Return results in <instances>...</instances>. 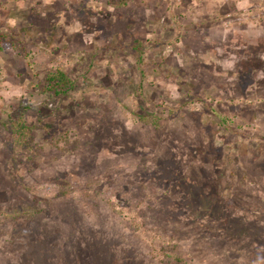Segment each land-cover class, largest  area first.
Here are the masks:
<instances>
[{
	"label": "rangeland",
	"instance_id": "1",
	"mask_svg": "<svg viewBox=\"0 0 264 264\" xmlns=\"http://www.w3.org/2000/svg\"><path fill=\"white\" fill-rule=\"evenodd\" d=\"M237 2L0 0V264H264V3ZM193 178L209 231L173 212Z\"/></svg>",
	"mask_w": 264,
	"mask_h": 264
},
{
	"label": "trees",
	"instance_id": "2",
	"mask_svg": "<svg viewBox=\"0 0 264 264\" xmlns=\"http://www.w3.org/2000/svg\"><path fill=\"white\" fill-rule=\"evenodd\" d=\"M105 1H106V4L109 6H112L115 8H122L125 5H127V3L130 0H105ZM134 49L141 50L142 48L140 47V44L138 42H136ZM73 87H74V83L72 82V80H70L68 74L66 72H64L63 70H61L60 68H56L55 70L48 71V73L45 76L44 86L42 89H43V92H45L47 94L54 95V96H63V95H66L68 92H70L73 89ZM32 129L33 128L28 127L21 120L19 122H14L13 126H12V131L15 134V144L21 145L22 143L29 141L30 133H31ZM193 180H194V178L191 179L190 181L185 180L184 182H182L185 184L184 189H180V188L175 189V190L180 192L179 199H181V201H182L181 203H184V201L187 200L188 204H186V205L182 204L181 207H179V208L175 207V210L173 212L175 214H177L179 212L180 213L179 215L183 214V216L186 214L187 215H189V214L193 215L195 213L197 215L198 214L197 211H202V209L208 208L209 210L207 212V216H205L206 221L197 220L198 227L202 226L205 223L207 226V218H210L212 220L211 223H214L215 221L218 222L220 217H217L218 216L217 210H218V208L221 209V207L216 206L214 208L213 207L211 208V206L209 205L210 204V201H209L210 193H208V191L202 185L201 182L197 183V182H194ZM223 200H225V198ZM195 201H196L195 209L194 210L193 209L187 210L186 208H190V205H192ZM120 207L123 208V206H120ZM222 209H224V212L226 213V209L225 208H222ZM191 211H193L194 213L192 214ZM190 218H192V217L186 216L185 218L182 217L181 219L175 217L173 223L178 225V224L184 223V222H191ZM30 223H31V220L27 224H30ZM208 226L211 227L212 225H208ZM208 226H207L206 231L210 230V227H208Z\"/></svg>",
	"mask_w": 264,
	"mask_h": 264
},
{
	"label": "crops",
	"instance_id": "3",
	"mask_svg": "<svg viewBox=\"0 0 264 264\" xmlns=\"http://www.w3.org/2000/svg\"><path fill=\"white\" fill-rule=\"evenodd\" d=\"M213 1L214 2L216 1V3H218V4H222L224 2H231L232 3L233 0H213Z\"/></svg>",
	"mask_w": 264,
	"mask_h": 264
},
{
	"label": "built area",
	"instance_id": "4",
	"mask_svg": "<svg viewBox=\"0 0 264 264\" xmlns=\"http://www.w3.org/2000/svg\"><path fill=\"white\" fill-rule=\"evenodd\" d=\"M237 1L242 2L243 0H233L232 3H233V2L238 3ZM258 1H259L260 3H264V0H258Z\"/></svg>",
	"mask_w": 264,
	"mask_h": 264
}]
</instances>
